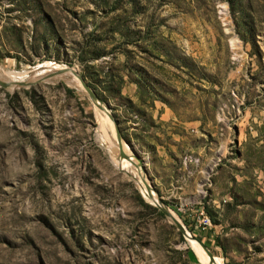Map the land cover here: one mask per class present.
Returning <instances> with one entry per match:
<instances>
[{"label": "rangeland", "instance_id": "374dc122", "mask_svg": "<svg viewBox=\"0 0 264 264\" xmlns=\"http://www.w3.org/2000/svg\"><path fill=\"white\" fill-rule=\"evenodd\" d=\"M5 80L0 264H264V0H0Z\"/></svg>", "mask_w": 264, "mask_h": 264}, {"label": "bare ground", "instance_id": "6f19581e", "mask_svg": "<svg viewBox=\"0 0 264 264\" xmlns=\"http://www.w3.org/2000/svg\"><path fill=\"white\" fill-rule=\"evenodd\" d=\"M43 66V65H42ZM49 70H52L53 72L55 71L57 73V75L59 76H62L64 77L66 80H72V83L76 86H79L80 83V80L79 78L77 77V75H75V73H67V74H59L58 71V66H52L51 64L49 65H46ZM44 68V67H42ZM43 70V69H42ZM45 71V70H44ZM63 71V70H62ZM34 72H41V70H39V68H35V70L33 71ZM42 74V73H41ZM40 75V74H39ZM28 76V72L21 78V80L25 79V77ZM30 78V77H29ZM6 81V80H5ZM71 82V81H70ZM71 83V84H72ZM78 84V85H77ZM15 86V85H14ZM13 87V86H12ZM95 103V102H94ZM97 107V106H96ZM98 109V108H97ZM101 132V131H100ZM108 141V140H107ZM141 184V183H140ZM144 184V183H143ZM143 190L146 191V193L148 195L151 196L150 192H148L147 190L149 189L147 184H144V186L147 188H144L143 185L141 184ZM151 191V190H150ZM152 193V192H151ZM172 218L174 219V221H177V218L172 216ZM184 230V233H185V236L186 238H188V242L191 244L192 248L195 250L197 256L199 257L200 261L202 264H224L222 259L217 256V255H210L206 249L201 245V243L199 242V240H197L192 233H190L187 229H183Z\"/></svg>", "mask_w": 264, "mask_h": 264}, {"label": "water", "instance_id": "95a60500", "mask_svg": "<svg viewBox=\"0 0 264 264\" xmlns=\"http://www.w3.org/2000/svg\"><path fill=\"white\" fill-rule=\"evenodd\" d=\"M57 75V73L54 71H50V72H48V73H45V74H43V75H41V76H39V77H37V78H26V79H23V80H19V81H12L14 84H16V85H26V84H33V83H35L37 80H40V79H44V78H46V77H48V76H50V75ZM10 80H8V81H0L1 83H3V84H8V82H9ZM84 85H85V87H87V85L84 83ZM87 89L89 90V88L87 87ZM90 91V90H89ZM90 95H91V97L92 98H94V95H93V93L90 91ZM94 102H95V104L98 106V107H100L101 109H104L105 111H107V109H106V106H104L102 103H100V102H98V101H96L95 99H94ZM119 139V147H120V149L122 150V143H121V139H120V137L118 138ZM122 153H124V152H122ZM163 208V207H162ZM164 209V208H163ZM165 210V209H164ZM165 212H166V210H165ZM167 213V212H166ZM181 227V226H180ZM199 242L201 243V245L206 249V251L210 254V255H212V252L206 247V245L203 243V242H201L200 240H199Z\"/></svg>", "mask_w": 264, "mask_h": 264}, {"label": "trees", "instance_id": "16d2710c", "mask_svg": "<svg viewBox=\"0 0 264 264\" xmlns=\"http://www.w3.org/2000/svg\"><path fill=\"white\" fill-rule=\"evenodd\" d=\"M228 264V263H227Z\"/></svg>", "mask_w": 264, "mask_h": 264}]
</instances>
